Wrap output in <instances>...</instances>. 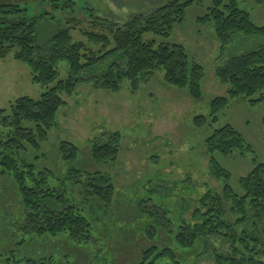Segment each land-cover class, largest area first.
<instances>
[{
  "label": "trees",
  "instance_id": "1",
  "mask_svg": "<svg viewBox=\"0 0 264 264\" xmlns=\"http://www.w3.org/2000/svg\"><path fill=\"white\" fill-rule=\"evenodd\" d=\"M48 1L58 8L56 2ZM29 3L30 0H0V60L11 57L25 65L31 83L42 85L46 90L37 100L22 97L0 110V177L7 176L13 182L24 212L25 234L63 237L86 245L93 241L96 224L105 225L102 217L110 214V207L114 205L112 180L94 165L117 161L119 133L104 134L86 146L92 171L79 167L77 146L59 143L58 155L69 167L70 184L66 190L51 181L55 178L53 171L36 170L34 162L27 158L31 152L39 153L41 143L56 126L59 109L65 105L62 97H72L79 84L91 83L95 89L115 93L120 83L127 80L130 91L136 92L141 82L162 73L166 84L186 90L190 98L199 100L202 67L188 59L181 45L156 44L144 37L151 34L168 38L172 27L184 21L185 11L193 5L201 6L203 0H164L157 9L132 15L123 23L89 12L85 29L73 17L57 22L58 26L54 17H44L48 14L29 17ZM69 3L63 1L64 9L72 7ZM197 22L212 24L221 57L236 37L260 39L256 49L241 55H236V50L233 54L227 51L228 61L215 72L219 83L227 87L226 95L211 101L208 117L194 118L195 126L201 128L208 121L216 122L230 100H242L250 107L264 104V25H255L250 15L238 8L237 0H212V6ZM39 30L46 38L40 44ZM74 32L85 41H75ZM60 62L68 66L64 80L58 79ZM95 68L100 76L81 77ZM29 124L33 127H28ZM204 147L210 175L224 182L221 194L204 192L191 209L188 220L182 217V211L176 217L161 205L144 210L149 225L144 227L143 234L154 242L142 249L136 264H189L204 257L211 258L213 264H264V162H257L253 156V169L238 180L240 192H236L227 183L230 173L217 163L215 155L227 157L237 152L245 156L254 153L252 148L230 125L213 131ZM75 186L83 195L80 201L66 196L67 191L72 194ZM149 201L136 203L135 207L141 209ZM163 238L170 244L159 247ZM214 239L226 250L214 249L211 245ZM6 256L12 258L7 264H59L51 260L53 257L44 261L16 260L11 250Z\"/></svg>",
  "mask_w": 264,
  "mask_h": 264
},
{
  "label": "rangeland",
  "instance_id": "2",
  "mask_svg": "<svg viewBox=\"0 0 264 264\" xmlns=\"http://www.w3.org/2000/svg\"><path fill=\"white\" fill-rule=\"evenodd\" d=\"M60 1L53 0L57 3L56 9L53 6L55 3L48 0H30L27 4L28 16L48 14L44 17H54L57 26V22L73 17L82 23L81 29H85L89 12L96 17L123 23L128 17L146 14L164 2L67 0L72 7L64 9V0ZM237 3L239 9L250 14L255 25L264 24V0H237ZM211 6L212 0H203L201 6L188 8L184 21L172 27L168 38L151 34L144 37V40H154L156 44L181 45L188 59L202 67L204 75L199 100L190 98L186 90L166 84L162 73L141 82L136 92H131L129 82L123 80L115 93L95 89L91 83H82L72 97H62L65 105L57 113L56 126L48 132L47 140L41 143L39 153L31 152L27 159L34 162L36 170L53 171L55 178L51 181L61 184L66 190L70 184L67 176L69 167L58 155L59 143L70 142L77 146L79 167L92 171L86 146L92 139L104 134L119 133L121 141L117 161L110 165H94L111 178L115 188L114 205L110 207V214L102 217L105 225L101 222L96 224L93 241L86 245L75 244L63 237H33L24 233V212L13 182L7 176L0 177V264L12 260L6 256L10 250L16 260L44 261L53 257L51 260L59 264H136L142 249L154 242L143 234L144 227L149 225L144 210L150 211L152 205H161L176 217L182 211V217L188 220L187 216L204 192L221 194L224 182L210 175L204 142L213 131L225 125L232 126L254 152L245 156L237 152L227 157L215 155L217 163L230 173L228 185L240 192L238 180L253 169V156L257 162H264V104L250 107L242 100H230L216 122L208 121L201 128L195 126L194 118L208 117L211 101L226 95L227 87L219 83L215 72L228 61L227 51L233 54L236 50L234 53L241 55L256 49L260 39L236 37L221 57L220 43L212 24L197 22ZM40 30L39 44L46 39ZM72 36L75 41H85L78 32ZM97 70L86 71L81 77H98L101 73ZM58 72L59 80L67 78L66 62L58 64ZM45 90L46 87L31 83L25 65L11 57L0 60V110L22 97L37 100ZM28 127L33 126L29 124ZM70 193H66L70 200L80 201L83 198L78 186ZM147 199L150 201L142 204L141 209L135 207L136 203ZM84 214L88 218L86 212ZM163 244H170L169 240L163 238L158 246ZM211 245L216 250H226L215 239ZM189 264L213 262L211 258L204 257Z\"/></svg>",
  "mask_w": 264,
  "mask_h": 264
},
{
  "label": "crops",
  "instance_id": "3",
  "mask_svg": "<svg viewBox=\"0 0 264 264\" xmlns=\"http://www.w3.org/2000/svg\"><path fill=\"white\" fill-rule=\"evenodd\" d=\"M249 14V13H248ZM250 15V14H249ZM252 20V19H251ZM264 25V24H263Z\"/></svg>",
  "mask_w": 264,
  "mask_h": 264
}]
</instances>
